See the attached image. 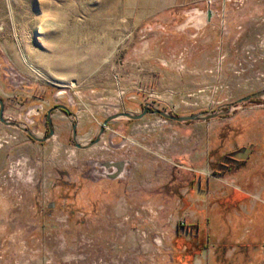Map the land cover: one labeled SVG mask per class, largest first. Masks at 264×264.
<instances>
[{
	"label": "rangeland",
	"instance_id": "1",
	"mask_svg": "<svg viewBox=\"0 0 264 264\" xmlns=\"http://www.w3.org/2000/svg\"><path fill=\"white\" fill-rule=\"evenodd\" d=\"M48 2L0 0V264H186L185 243L249 264L242 238L264 257L247 233L264 224V0H216L200 28Z\"/></svg>",
	"mask_w": 264,
	"mask_h": 264
},
{
	"label": "crops",
	"instance_id": "2",
	"mask_svg": "<svg viewBox=\"0 0 264 264\" xmlns=\"http://www.w3.org/2000/svg\"><path fill=\"white\" fill-rule=\"evenodd\" d=\"M128 3L129 8L131 9V16L137 15L141 21H144L142 23H145L147 26H161L165 27L168 26L169 23L174 22L173 27L176 28L177 26L183 25V22L185 21V17L187 18V14H190L191 11L193 10H198L202 12H206L208 9L212 10L213 15L215 14V6L216 5V0L212 1V6L209 5L208 1L209 0H124ZM194 17L196 20L200 18V14L193 12ZM215 16V15H214ZM184 17V20L182 18ZM213 17V16H212ZM193 18V17H192ZM181 19V21H180ZM176 21V22H175ZM180 21V22H179ZM212 21V20H211ZM209 24H212L213 21ZM187 26V25H186ZM205 32V31H204ZM203 32V34H204ZM193 37V36H192ZM195 37V36H194ZM193 37V38H194ZM192 40L194 41V39ZM202 38V35H198V40ZM197 40V41H198ZM202 40V39H201ZM210 38L207 37L203 41L209 42ZM4 159V152L0 151V167L2 164V160ZM238 197H243L242 200H240V209L238 208V214H243L245 218H248L249 214H253L255 208L257 205L253 207L252 204H250L251 198L250 194L246 191L239 193L238 192ZM238 206V207H239ZM245 207V209H243ZM222 217L225 215L226 212L222 210H219L218 212ZM257 212L256 214H259ZM162 214V215H161ZM159 217L163 216V213H161ZM225 217V216H224ZM251 221V226L250 229L247 231L250 236L251 241L257 239L260 240L264 237V224L262 222H258L255 220V218L250 217L249 218ZM227 223V222H226ZM196 231L190 230L189 233H199L201 231L200 225H195L194 227ZM193 228V229H194ZM228 232H231L229 230V227H226ZM194 234V233H193ZM210 237V236H208ZM158 247L162 246V242H157ZM239 247H240V254L241 255H246L244 254L245 251H249L248 255L250 256V263L249 264H264V257L260 258L257 257L255 259V253L258 251V245L254 244L253 242L246 243L245 239H241L239 241ZM198 245V243H196ZM139 248L141 244H138ZM195 244L190 245L189 243H185L182 246H180V249L183 250L185 253V256L187 258H182L183 261H186V264H210L209 262V257L207 255V249H208V244L204 243L198 246V248L194 247ZM145 249H150V247L147 246V244L144 245ZM249 249V250H248ZM264 256V255H263ZM166 262V263H165ZM168 261H164L163 258L160 257H151V258H139L136 259L132 262H129L128 264H167ZM176 264V263H172Z\"/></svg>",
	"mask_w": 264,
	"mask_h": 264
},
{
	"label": "built area",
	"instance_id": "3",
	"mask_svg": "<svg viewBox=\"0 0 264 264\" xmlns=\"http://www.w3.org/2000/svg\"><path fill=\"white\" fill-rule=\"evenodd\" d=\"M209 5L212 4V1H208ZM44 111V104L39 103L27 108L24 114V121L26 124L30 125L34 123V118L39 116ZM13 138V137H12ZM7 142V141H6Z\"/></svg>",
	"mask_w": 264,
	"mask_h": 264
},
{
	"label": "water",
	"instance_id": "4",
	"mask_svg": "<svg viewBox=\"0 0 264 264\" xmlns=\"http://www.w3.org/2000/svg\"><path fill=\"white\" fill-rule=\"evenodd\" d=\"M193 12L200 14V18L195 22L196 24L194 23V26H196L197 28L204 26L205 21L210 22L212 20L213 13H212L211 9H208L206 12H202V11H198V10H193ZM188 23H189V21L187 20L185 25H188ZM0 103L2 104L1 98H0ZM1 113H2V111H1ZM127 115H130V114H127ZM27 132L33 136V134L29 130H27ZM53 133H54V131H53V129H51L48 137L52 136ZM40 140H42V139H40Z\"/></svg>",
	"mask_w": 264,
	"mask_h": 264
},
{
	"label": "bare ground",
	"instance_id": "5",
	"mask_svg": "<svg viewBox=\"0 0 264 264\" xmlns=\"http://www.w3.org/2000/svg\"><path fill=\"white\" fill-rule=\"evenodd\" d=\"M32 1L35 2L36 0H32ZM42 1H43L44 5L49 6L48 0H42ZM54 7L55 8L53 9V11L56 12V14H57L56 16L60 17L59 7L58 6H54Z\"/></svg>",
	"mask_w": 264,
	"mask_h": 264
},
{
	"label": "flooded vegetation",
	"instance_id": "6",
	"mask_svg": "<svg viewBox=\"0 0 264 264\" xmlns=\"http://www.w3.org/2000/svg\"><path fill=\"white\" fill-rule=\"evenodd\" d=\"M61 93H63V92H60L59 94H61ZM59 94H58V95H59Z\"/></svg>",
	"mask_w": 264,
	"mask_h": 264
}]
</instances>
